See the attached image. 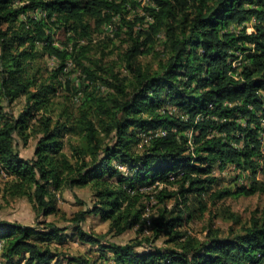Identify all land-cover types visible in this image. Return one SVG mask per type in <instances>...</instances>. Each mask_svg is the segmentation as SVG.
<instances>
[{
  "label": "trees",
  "instance_id": "trees-1",
  "mask_svg": "<svg viewBox=\"0 0 264 264\" xmlns=\"http://www.w3.org/2000/svg\"><path fill=\"white\" fill-rule=\"evenodd\" d=\"M145 1V15L137 22L146 16L151 21L132 38L126 54L130 82L116 73L110 82L79 62L89 78H99L112 92L79 97L76 90L73 98L83 102L73 113L55 101L61 87L55 80L67 73L76 52L89 51L90 43H81L91 37V22L95 28L115 24L122 3L0 0V171L11 178L5 193L27 198L38 215L50 216L57 213L54 192L92 186L97 200L90 212L121 235L142 224L146 188L156 184L163 207L153 221L154 237L146 241L167 238L173 248L152 245L138 252L131 243L102 245L101 236L80 226L87 212L72 220L78 239L102 245L115 264H264V210L243 233L227 238L209 230L201 241L181 231L196 212L207 211L202 198L216 183V166L250 174L251 186L239 188L237 195L264 190V0ZM121 23L130 25L122 18ZM144 32L168 36L170 55L161 72L136 59ZM40 52L60 62L50 79L40 71L31 74ZM23 97L19 115L6 111ZM159 131L165 135L151 134ZM144 134L151 136L147 142ZM67 136L77 141L67 143ZM31 138L37 145L29 159L19 141L28 145ZM67 144L71 156L64 152ZM231 194L220 190L208 196L215 203ZM42 226L0 221L6 264L25 256V264H52L62 257L72 264H95L53 251L48 243L61 239V229L50 222Z\"/></svg>",
  "mask_w": 264,
  "mask_h": 264
},
{
  "label": "rangeland",
  "instance_id": "rangeland-1",
  "mask_svg": "<svg viewBox=\"0 0 264 264\" xmlns=\"http://www.w3.org/2000/svg\"><path fill=\"white\" fill-rule=\"evenodd\" d=\"M145 0H118L122 3V12L116 17L115 24L103 25L100 28H95L92 23L93 30L91 37L84 39L82 46L89 44V51H78L74 54V59L68 61L67 73L60 75L55 80L59 87L58 97L55 99L61 106H65L69 111L77 113L83 102L82 98H73L76 90L81 92L82 96L86 97L88 93H94L99 96H107L112 92L102 80L99 78L95 81L89 78L82 71L79 62H82L87 68L98 71V76L115 83L112 73H116L124 83L131 80V76L126 73V54L132 49L134 41L140 28H147L151 18L146 16V19L139 24L138 19L145 15L143 6L146 5ZM214 2V1H213ZM40 14L37 15L39 17ZM121 18L129 22L126 26L121 23ZM134 30H131V26ZM144 45L140 48L137 55V61L144 67H149L153 72H161L162 67L168 59L170 52L167 49L168 36L165 32L153 36L149 32H144L140 40ZM59 41L56 44L59 45ZM59 61L56 58L48 57L47 55L40 56L33 63L31 74L40 71L43 79H50L54 70L59 67ZM242 68L239 69L241 71ZM1 78V75H0ZM52 78V77H51ZM102 82V83H101ZM88 89V90H87ZM25 104V98L17 100L12 106L7 107L6 111L14 115H19ZM59 105V107H61ZM147 134L143 135V142L146 141ZM191 140V139H190ZM76 142L77 140L68 136L66 142ZM37 145L36 138H31L28 145H23L19 141V149L22 155L26 158H33ZM64 152L71 156L72 150L70 144H67ZM119 167V166H118ZM124 174L128 175L129 170L126 167L119 168ZM212 176L216 178V183L213 185L209 194L215 191L228 190L232 194L225 198L213 202L209 199V194L204 195L202 200L208 205L207 211L203 213L196 212L194 218L187 222L181 231L189 236H192L201 241H206L209 230L217 233L220 238H227L231 235L243 233L244 228L248 227L253 218L260 216L264 210V190L258 191L253 195H237V190L241 187H250L252 179L250 174L241 173L234 166H227L224 169H219L218 166L212 171ZM11 178L4 172L0 171V221L17 223L24 226H32L42 228L43 223H54L61 229V239L51 240L48 243L53 251H58L68 257H83L89 259L95 264H115L112 252H105L102 245H125L128 243L137 245L135 247L138 252L149 251L154 246H160L164 249L173 248V244L166 243L167 238H161L154 243H148L146 239H153V221L158 217L159 209L163 205L158 204L156 195L159 189L152 187L146 188L145 194L148 198L142 201L143 219L141 225L134 230L118 235L110 232V224L103 220L100 216H95L90 211L96 203L95 191L92 186L84 188H67L54 192L56 214L50 216L38 215L33 208L32 203L25 197L11 198L5 193V186ZM176 187L170 188V190ZM193 199V198H192ZM173 201L167 204L168 209H172ZM192 209H197L196 201L190 203ZM87 212L85 220L80 226L88 233L101 236L102 245H90L82 243L77 237L76 225L72 220L77 214ZM142 232H139L140 228ZM138 243H141L139 246ZM25 258H15L17 264H25ZM21 262V263H19ZM0 264H6V260L1 257ZM52 264H72L64 257Z\"/></svg>",
  "mask_w": 264,
  "mask_h": 264
},
{
  "label": "built area",
  "instance_id": "built-area-1",
  "mask_svg": "<svg viewBox=\"0 0 264 264\" xmlns=\"http://www.w3.org/2000/svg\"><path fill=\"white\" fill-rule=\"evenodd\" d=\"M151 134H154V136H159V135H165V132L164 131H159V132H154V133H151ZM151 136H149V135H147L146 136V141L145 142H147L148 141V139L150 138ZM123 167V166H122ZM118 168H121V166H119ZM0 251H1V246H0Z\"/></svg>",
  "mask_w": 264,
  "mask_h": 264
}]
</instances>
